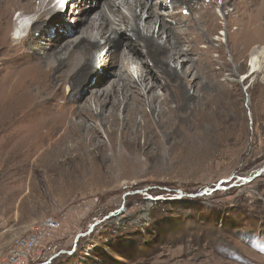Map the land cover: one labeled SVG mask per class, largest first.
<instances>
[{"label": "rangeland", "instance_id": "1", "mask_svg": "<svg viewBox=\"0 0 264 264\" xmlns=\"http://www.w3.org/2000/svg\"><path fill=\"white\" fill-rule=\"evenodd\" d=\"M228 1L224 10V0H202L207 6H215L217 14L218 28L212 34L217 40L211 54L215 69L227 65L220 77L230 84V95L224 98L227 112L221 117L225 122L223 132L211 134L204 122V134H158L166 147L160 153L155 147L146 155L141 150L143 138L129 150L121 134H100L99 144L106 151V159L94 157L88 162L91 166L78 167L73 175L68 166L57 173L47 170L43 162L44 150L63 134H55L50 141H46L49 134H44L45 128L40 134L37 127L34 134H22L24 126L32 127V122H16L17 114L12 117L8 109L0 112V264H264V73L253 86V78L243 79L249 73L251 50L258 44L264 47V32L253 39L257 45L243 52L246 28L240 31L235 17L250 0ZM91 3L95 6V0ZM61 8L66 11V1ZM13 10L7 16L5 31L11 46L14 18L19 15V10ZM123 11L131 17L126 9ZM136 13L143 21L147 18L146 12L137 9ZM33 18L26 23L30 25ZM157 31L158 27L155 37ZM129 35L120 32L119 37ZM234 48L243 52L238 63L230 54ZM108 49L101 41L97 60ZM4 60L0 52V69ZM238 64L243 69L236 78L231 77L230 71ZM132 71L137 80L136 67ZM192 91L199 102L205 103L208 90L198 92L195 87ZM1 92L0 111L5 100ZM87 96L84 93L80 103ZM39 136L44 142L35 148L32 144ZM66 142L67 147L77 144ZM83 146L88 152L98 153L97 143ZM114 153L124 158H112ZM21 154L25 155L24 162L19 161ZM63 161L61 157L50 160L53 165ZM56 176L62 178L56 182ZM50 220L59 226L48 228ZM32 238L35 244L27 250L23 242Z\"/></svg>", "mask_w": 264, "mask_h": 264}, {"label": "bare ground", "instance_id": "2", "mask_svg": "<svg viewBox=\"0 0 264 264\" xmlns=\"http://www.w3.org/2000/svg\"><path fill=\"white\" fill-rule=\"evenodd\" d=\"M63 1L68 6L66 11L61 8ZM75 1L0 0V52L5 55L0 69L1 98L5 100L1 101L0 112L8 109L12 117L16 113V122L19 119L31 121L32 127L24 126L22 134H34L37 128L40 134L45 128L44 134H49L46 141L53 140L55 134H63L44 150L43 162L47 170L58 173L68 166L76 175L78 167L86 169L91 166L90 159L105 160L106 151L99 144L100 134H121L129 150L143 138V148L140 149L146 155L155 147L160 153L165 146L158 134H204V122L211 134L225 130L221 117L227 112L224 98H227L226 94L230 95V84L228 80L226 83L220 81L227 65L215 69L216 62L211 55L215 50L214 40H217L212 34L218 28L215 6H207L202 0H95V6L91 0ZM224 2L225 10L230 2ZM243 8L235 17V23L240 31L246 28L243 38L246 41L243 52H246L249 47L257 45L253 39L264 32V0H250ZM123 9L130 13V18ZM137 9L146 12L144 21L136 13ZM11 10H19V15L14 18L15 32L10 42L14 47L7 43L9 37L5 33ZM31 16L34 18L29 25L26 20ZM72 16L74 18L70 19ZM77 32L79 35L72 38ZM120 32H130V35L122 38ZM162 36H165L164 40ZM219 40L223 42V39ZM101 41L109 49L98 61ZM243 52L236 48L233 53L230 50L233 61H239ZM249 57V73L243 79L253 78V86L260 73H264V47L258 44ZM171 63L175 66L172 67ZM133 67H136L137 80L133 77ZM241 69L242 64L236 65L230 76L234 77ZM203 80L206 84H202ZM195 87L198 92L208 90L205 103L198 101L195 90L191 92ZM212 91L216 94L213 95ZM84 93L88 96L80 103ZM66 141L77 144L67 147ZM41 142L44 141L39 136L32 146L39 148ZM85 143H97L98 153L96 149L94 153L86 151L83 148ZM20 156L19 161L24 162L25 155ZM58 157L64 161L53 165L50 160ZM116 157L124 158L121 153L118 156L114 153L112 158ZM59 178L54 179L57 182ZM77 178L82 179L79 175Z\"/></svg>", "mask_w": 264, "mask_h": 264}, {"label": "built area", "instance_id": "3", "mask_svg": "<svg viewBox=\"0 0 264 264\" xmlns=\"http://www.w3.org/2000/svg\"><path fill=\"white\" fill-rule=\"evenodd\" d=\"M46 226H47L48 228H56V227H58L59 225L56 224V222H47V223H46ZM34 244H35V238H32V239H30V240H28V241H25L23 245H24V247H25L27 250H30V249L34 246Z\"/></svg>", "mask_w": 264, "mask_h": 264}, {"label": "water", "instance_id": "4", "mask_svg": "<svg viewBox=\"0 0 264 264\" xmlns=\"http://www.w3.org/2000/svg\"><path fill=\"white\" fill-rule=\"evenodd\" d=\"M256 176H258V175H256ZM256 176H254L253 178H255ZM253 178H252V179H253ZM79 237H80V236H78V238H79Z\"/></svg>", "mask_w": 264, "mask_h": 264}]
</instances>
